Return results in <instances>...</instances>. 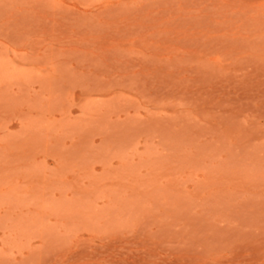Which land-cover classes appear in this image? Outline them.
<instances>
[{
  "label": "rangeland",
  "instance_id": "1",
  "mask_svg": "<svg viewBox=\"0 0 264 264\" xmlns=\"http://www.w3.org/2000/svg\"><path fill=\"white\" fill-rule=\"evenodd\" d=\"M0 264H264V0H0Z\"/></svg>",
  "mask_w": 264,
  "mask_h": 264
}]
</instances>
